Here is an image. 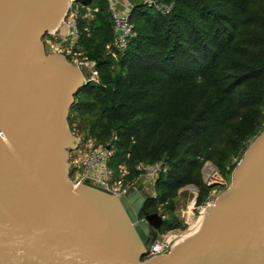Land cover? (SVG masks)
Returning <instances> with one entry per match:
<instances>
[{
  "label": "water",
  "instance_id": "1",
  "mask_svg": "<svg viewBox=\"0 0 264 264\" xmlns=\"http://www.w3.org/2000/svg\"><path fill=\"white\" fill-rule=\"evenodd\" d=\"M69 6L0 0V264H264V129L199 227L164 254L144 258L163 217L138 218L141 193L71 182L68 117L86 83L43 41Z\"/></svg>",
  "mask_w": 264,
  "mask_h": 264
},
{
  "label": "trees",
  "instance_id": "2",
  "mask_svg": "<svg viewBox=\"0 0 264 264\" xmlns=\"http://www.w3.org/2000/svg\"><path fill=\"white\" fill-rule=\"evenodd\" d=\"M132 1L134 36L117 59L106 52L114 36L107 0L81 8H97L91 20L78 17L76 45L95 60L99 82L78 90L68 123L99 142L115 134L113 160L128 166L127 179L137 162L166 159L155 195H143V217L163 214L164 204L172 212L188 184L203 204L214 188L203 181L204 163L230 179L264 129V0H158L173 3L166 14ZM180 227L163 217L159 231Z\"/></svg>",
  "mask_w": 264,
  "mask_h": 264
},
{
  "label": "built area",
  "instance_id": "3",
  "mask_svg": "<svg viewBox=\"0 0 264 264\" xmlns=\"http://www.w3.org/2000/svg\"><path fill=\"white\" fill-rule=\"evenodd\" d=\"M73 2H76V0H70L69 9L61 22L62 25H60L67 29L66 34H59L58 26L57 29L47 32L43 36L44 46L46 50L58 51L67 56H77L80 60H75L74 63L79 65L81 69L87 68L89 74L87 81H97L98 73L95 60L82 56V52L79 51L76 45L79 38L78 17L91 20L97 8L87 7L81 14V8L84 5L76 6L75 11H72ZM142 2L162 14L170 12L173 7V3L158 0H142ZM107 6L113 21L114 36L113 41L106 46V52L117 59L120 54L126 52L129 42L134 36L133 25L129 20L131 8L129 4H123L121 8L117 0H107ZM69 128L75 140L74 147L68 150L67 158L69 178L73 184H78L81 181L109 194H115L117 197L127 196L134 192L142 194L143 190L155 183L161 172H166L168 169L165 158L152 163L139 161L135 165V169L139 171L138 175L127 179L130 170L125 163H117L115 170L108 165L110 159L114 158L115 134L109 136L104 142H99L94 136L88 134V129L80 131L72 123ZM215 198V194L211 192L201 207L202 213L199 221L192 222L184 229H175L166 231L162 235H155L145 247L144 258L169 252L178 242L195 231L197 229H195L196 224L199 226L207 207L214 202Z\"/></svg>",
  "mask_w": 264,
  "mask_h": 264
},
{
  "label": "rangeland",
  "instance_id": "4",
  "mask_svg": "<svg viewBox=\"0 0 264 264\" xmlns=\"http://www.w3.org/2000/svg\"><path fill=\"white\" fill-rule=\"evenodd\" d=\"M76 6L80 7L82 6L81 2H73L72 4V11H75ZM63 20V19H62ZM62 22V21H61ZM60 22L59 24V34H66L67 29L62 25ZM50 51V50H48ZM56 52V51H54ZM58 52V51H57ZM67 56V55H66ZM70 57L69 60L76 62L75 60H80V58H78L75 55H68ZM82 73H83V77L85 79V83L86 85L89 83H98L99 82V78L97 81L94 80H88L89 74L87 71V68H82ZM72 124H75L78 127V123L77 122H71ZM78 129L80 130V128L78 127ZM87 129V128H86ZM82 131V129L80 130ZM88 134H90L88 132ZM209 162V163H206ZM201 169L202 172V178L203 181L206 184L209 185H213L214 188L212 189V193L215 194V196L217 197L221 192H223L225 190V188H227L231 182V176L230 179H225V177L218 171V169L214 166L213 163H211L210 161H206ZM109 167H111L113 170H115V166L116 163L114 162V160L111 158L109 163H108ZM225 186V188H224ZM224 188V189H223ZM144 193V194H143ZM143 195H149V194H154L155 192L153 191L152 186L146 188L145 190L142 191ZM197 195H198V189L197 187H195L192 184H188L184 187H181L178 192H177V196L175 198V202H174V209L173 211H168L166 210L165 204L164 206L159 205L158 206V210L165 219L167 218H171V216H175L177 218V220L182 224L183 227L180 228H174V229H169L166 230L168 231H172L175 229H184L186 228L188 225H190L192 222L195 223V221H199L201 217V207L204 204L201 205H197ZM200 225V224H199ZM198 224H196V228H198ZM166 231L160 232V231H156V235H162L163 233H166ZM184 236V235H183ZM182 236V237H183ZM181 237V238H182Z\"/></svg>",
  "mask_w": 264,
  "mask_h": 264
},
{
  "label": "crops",
  "instance_id": "5",
  "mask_svg": "<svg viewBox=\"0 0 264 264\" xmlns=\"http://www.w3.org/2000/svg\"><path fill=\"white\" fill-rule=\"evenodd\" d=\"M118 1V5L122 8L123 4H129L130 8L132 9V0H117Z\"/></svg>",
  "mask_w": 264,
  "mask_h": 264
},
{
  "label": "flooded vegetation",
  "instance_id": "6",
  "mask_svg": "<svg viewBox=\"0 0 264 264\" xmlns=\"http://www.w3.org/2000/svg\"><path fill=\"white\" fill-rule=\"evenodd\" d=\"M44 38V37H43ZM43 41H44V39H43ZM144 217V216H143ZM143 217H141L140 216V213H139V215H138V218L140 219V218H143ZM152 232L154 233V235H152L151 237H150V239L152 240V238L156 235V230L155 229H152Z\"/></svg>",
  "mask_w": 264,
  "mask_h": 264
}]
</instances>
